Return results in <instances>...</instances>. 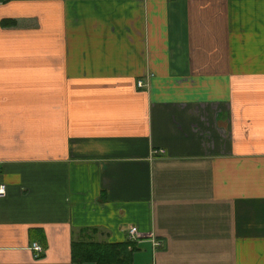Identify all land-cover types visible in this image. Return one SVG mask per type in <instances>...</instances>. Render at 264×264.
Listing matches in <instances>:
<instances>
[{
    "label": "crops",
    "instance_id": "1",
    "mask_svg": "<svg viewBox=\"0 0 264 264\" xmlns=\"http://www.w3.org/2000/svg\"><path fill=\"white\" fill-rule=\"evenodd\" d=\"M2 184L0 264H264V0H0Z\"/></svg>",
    "mask_w": 264,
    "mask_h": 264
},
{
    "label": "trees",
    "instance_id": "2",
    "mask_svg": "<svg viewBox=\"0 0 264 264\" xmlns=\"http://www.w3.org/2000/svg\"><path fill=\"white\" fill-rule=\"evenodd\" d=\"M132 241H98L79 239L73 241L76 260H93L97 264H134L131 258Z\"/></svg>",
    "mask_w": 264,
    "mask_h": 264
},
{
    "label": "built area",
    "instance_id": "3",
    "mask_svg": "<svg viewBox=\"0 0 264 264\" xmlns=\"http://www.w3.org/2000/svg\"><path fill=\"white\" fill-rule=\"evenodd\" d=\"M138 83H139V85H142V81L139 80ZM4 190H5V185L2 184L0 186V193L4 192ZM129 230H130V233L132 236H134L138 233V227L136 225H132L129 228ZM32 248L36 251V253H35L36 255H40V253L43 251V246L37 241H34L32 243Z\"/></svg>",
    "mask_w": 264,
    "mask_h": 264
}]
</instances>
